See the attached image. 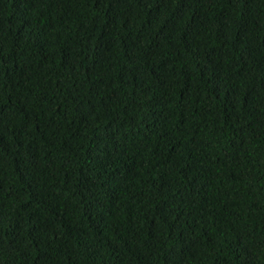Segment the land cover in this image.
Returning a JSON list of instances; mask_svg holds the SVG:
<instances>
[{
    "label": "trees",
    "instance_id": "1",
    "mask_svg": "<svg viewBox=\"0 0 264 264\" xmlns=\"http://www.w3.org/2000/svg\"><path fill=\"white\" fill-rule=\"evenodd\" d=\"M0 264H264V0H0Z\"/></svg>",
    "mask_w": 264,
    "mask_h": 264
}]
</instances>
